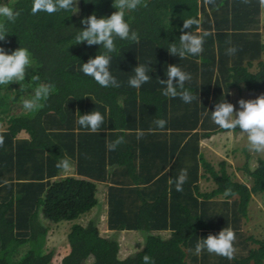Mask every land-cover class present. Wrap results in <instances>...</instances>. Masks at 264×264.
<instances>
[{
  "label": "trees",
  "instance_id": "16d2710c",
  "mask_svg": "<svg viewBox=\"0 0 264 264\" xmlns=\"http://www.w3.org/2000/svg\"><path fill=\"white\" fill-rule=\"evenodd\" d=\"M5 2L20 16L7 25L0 46L9 53L27 48L34 63L22 89L16 82L0 85V264H52L53 252L45 249L49 228L75 220L66 235L68 251L54 264H145V256L148 264H264V238L240 231L252 196L264 193V158L244 152L238 169L246 182H240L225 161L216 168L197 147L199 138L229 131L210 118L219 99L229 102L231 90L264 94L258 29L264 0H141L146 7L128 13L139 41L117 39L110 69L119 87L107 88L80 71L82 62L102 51L99 46L73 43L81 19L110 15L113 0H78L75 14L35 15L32 0ZM189 17L199 18L200 31L208 35L199 57L180 60L167 49ZM230 47L237 49L231 56ZM138 63H150L152 72L136 89L128 79ZM171 64L191 74L185 83L197 97L191 103L161 94ZM40 83L53 90L28 113L22 100ZM91 111L105 117L97 132L76 123L79 113ZM112 167L121 173L111 174ZM167 167L169 173H160ZM182 172L186 179L177 191ZM129 176L145 190L130 192L124 180ZM199 178L211 188H201ZM96 181L115 184L105 197L106 220L99 216ZM217 199L228 204L218 213ZM224 227L236 236L232 259L195 252L199 240ZM123 232L139 239L125 254Z\"/></svg>",
  "mask_w": 264,
  "mask_h": 264
},
{
  "label": "clouds",
  "instance_id": "9594fccd",
  "mask_svg": "<svg viewBox=\"0 0 264 264\" xmlns=\"http://www.w3.org/2000/svg\"><path fill=\"white\" fill-rule=\"evenodd\" d=\"M78 0H32L31 13L33 15L44 12L53 14L58 12L78 11ZM141 4V0H113V7L116 11L108 16L97 17L91 14L81 19L83 27L75 28L74 43H84L87 46L98 45L102 51L95 56L89 57L87 62H82L80 71L91 77L101 87H119L117 78L112 74L110 65L112 53L117 50L116 41H139V34L133 30L128 19V13L136 11ZM71 14V15H72ZM20 16V11L14 6H9L5 0H0V41H4L9 34L7 25L15 23ZM200 19L189 17L183 19L180 26L178 38L169 42L168 53L179 57L180 60L186 57H199L203 52L204 38L207 32L200 31ZM195 26V27H193ZM189 29V31H185ZM178 40V43H177ZM237 49L230 47L226 50L227 55H234ZM31 52L24 47H18L10 53L0 46V85H8L16 82L23 88L25 76L28 69L33 65ZM166 79H161L163 83L161 94L165 97L179 98L184 103H191L197 97L185 87V83L191 80V74L184 71L178 64H171L167 67ZM150 63H138L131 71L133 75L128 79V85L139 89L151 78ZM52 86L40 83L36 86L29 98L22 100L23 109L32 113L41 107L40 102L45 100ZM237 105H233L227 100H218L214 105V110L210 111L211 120L224 130H237L246 137L247 149L257 154L264 153V94L254 99H239ZM104 115L99 111H91L80 114L76 123L90 132H97L104 123ZM163 121H159L162 126ZM186 179V172L178 177L176 190H182V184ZM236 239L234 231L230 227L222 228L217 234H209L196 243L195 252L199 254L202 250L209 253L232 259ZM145 264H148L149 257H144Z\"/></svg>",
  "mask_w": 264,
  "mask_h": 264
},
{
  "label": "rangeland",
  "instance_id": "374dc122",
  "mask_svg": "<svg viewBox=\"0 0 264 264\" xmlns=\"http://www.w3.org/2000/svg\"><path fill=\"white\" fill-rule=\"evenodd\" d=\"M259 23L258 29L262 32L264 39V31L262 30L264 25V9L260 13ZM261 59L264 61V53L261 55ZM256 97L257 95L254 93L245 91L239 93L236 90H231L229 93V102L238 107L237 101L239 99H254ZM206 140L207 148L204 151V158L216 168L220 161H225L228 172L235 180L240 182H246L245 176L238 169L244 161V152L252 156L256 155L264 158V153L257 154L247 149L246 137L239 131L218 132L206 138ZM203 183L209 189L211 188L209 182L203 181ZM215 201L217 202L215 206L217 213L228 207V204L227 206L223 204V199H217ZM77 221L80 220L72 222L62 221L49 228L46 236L45 249L53 252L52 264L58 262L68 251L66 235L71 224ZM100 229L102 232H106L103 221L101 222ZM240 231L242 234L252 235L257 239L264 238V193L252 196L247 217L241 219ZM119 239L123 254L127 253L128 250H133L137 246L136 243L139 242L137 237L127 232L121 233Z\"/></svg>",
  "mask_w": 264,
  "mask_h": 264
},
{
  "label": "crops",
  "instance_id": "0c3cea01",
  "mask_svg": "<svg viewBox=\"0 0 264 264\" xmlns=\"http://www.w3.org/2000/svg\"><path fill=\"white\" fill-rule=\"evenodd\" d=\"M206 142H207V140H206V138L205 139H203V138H199L198 139V143H197V147H198V152L199 153H201V154H203V156H204V151H205V148H207V146H206ZM205 157V156H204ZM72 171H73V169L72 168H67V172H68V174H72ZM171 170H170V168H165V170H163V171H161L160 173H163V172H165V173H169ZM109 172H111V174L112 173H114V175L116 174V175H118L119 173H121L120 171H119V169H117V168H115V167H112V170L111 171H109ZM152 172V171H151ZM134 174L136 173V174H138V173H142V174H144L145 176L146 175H148L147 173H150L148 170H144V171H142V172H140V171H138V170H136L135 172H133ZM135 174V175H136ZM199 174H201L200 172H199ZM115 175V176H116ZM75 176V175H74ZM113 177L112 176V179H116L117 177ZM133 179H134V177L133 176H129V177H126L124 180L126 181V183H128L129 185H128V190H130V192L132 191V190H134V189H138V190H141V189H144L145 190V188H144V184H135V182H132L133 181ZM111 181H113V180H111ZM203 181H205L204 180V178H199V181H198V184H199V186L201 187V188H203V189H209L208 187H206V185H204V183H203ZM132 183H134V184H132ZM96 184H97V188H98V190L100 191V197H101V207H100V219L101 220H106V213H107V205H106V199H105V197H106V194H107V192H108V190H109V187H111V186H114L115 184H113L112 182H110V183H106V182H99V181H96ZM96 213V210H92L90 213H88V216H93L94 214Z\"/></svg>",
  "mask_w": 264,
  "mask_h": 264
}]
</instances>
